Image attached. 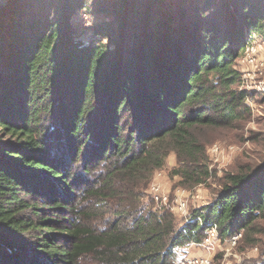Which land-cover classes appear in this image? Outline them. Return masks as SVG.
I'll list each match as a JSON object with an SVG mask.
<instances>
[{"label": "trees", "instance_id": "16d2710c", "mask_svg": "<svg viewBox=\"0 0 264 264\" xmlns=\"http://www.w3.org/2000/svg\"><path fill=\"white\" fill-rule=\"evenodd\" d=\"M51 3L0 24V264H175L212 226L253 246L264 161L189 223L145 191L170 155L182 180L210 177L203 131L246 111L235 66L264 41V0H97L86 39L88 0Z\"/></svg>", "mask_w": 264, "mask_h": 264}, {"label": "rangeland", "instance_id": "374dc122", "mask_svg": "<svg viewBox=\"0 0 264 264\" xmlns=\"http://www.w3.org/2000/svg\"><path fill=\"white\" fill-rule=\"evenodd\" d=\"M8 6V0H0V12L6 13L0 18L2 26L10 27L17 22L21 14L27 11L30 4L44 3L42 11L46 13L53 7L52 0H13ZM169 4H171V0ZM201 1V0H200ZM89 13L80 11L71 19L72 24L84 33L83 39L89 33L95 22V3L88 0ZM200 5V4H199ZM35 6L33 5V10ZM247 49L236 62L240 73L239 84L235 87L237 94L245 97L236 120L218 129L203 131V137L208 143V172L210 177L200 185L191 184L172 174L175 169V156L170 155L164 168L154 173L145 195L153 201L154 209H164L172 213L178 222L185 223L186 217L195 210L211 204L218 196L220 185L225 175L236 173L240 168L253 167L264 161V41L255 38L246 45ZM241 102V101H239ZM214 146L218 147L213 152ZM158 189V197L151 195V187ZM145 199V204L148 202ZM149 205V202H148ZM110 213L105 217L92 220L98 229L109 226ZM260 233L253 235L254 245L242 242L241 238L232 245L228 240L218 244L206 245L205 248L191 246V255L203 261V264H260L264 253V220L258 221ZM206 236L204 235L203 240ZM203 242V241H202ZM213 250H209L210 248ZM83 264H89L83 262ZM202 264V263H200Z\"/></svg>", "mask_w": 264, "mask_h": 264}, {"label": "built area", "instance_id": "2783aa9c", "mask_svg": "<svg viewBox=\"0 0 264 264\" xmlns=\"http://www.w3.org/2000/svg\"><path fill=\"white\" fill-rule=\"evenodd\" d=\"M249 45V44H248ZM247 47V46H246ZM245 47V50L247 49ZM245 52V51H244ZM213 152H217L218 151V147L214 146ZM151 190V195L152 197H154L155 199H157L158 197V189L155 188L154 186L150 188ZM198 222H201L199 218L196 219ZM191 221V216L188 215L186 217L185 223H189ZM204 235L206 236L203 240V242H201L200 244H196L197 247L200 248H205L203 245L204 243L206 245H211V244H218L220 242L219 237H218V232L216 230L215 226H212L210 228H207L206 231L204 232ZM241 238V234H237L235 236H233L230 240H228L232 245H235V243ZM194 244H192L191 246H193ZM190 246V247H191ZM183 249V250H176L177 253V259H176V263L175 264H200V263H204L203 261H199L198 258L193 257L191 255V250H189V248ZM207 248H210V246H208ZM209 250H213V248H210Z\"/></svg>", "mask_w": 264, "mask_h": 264}, {"label": "water", "instance_id": "95a60500", "mask_svg": "<svg viewBox=\"0 0 264 264\" xmlns=\"http://www.w3.org/2000/svg\"><path fill=\"white\" fill-rule=\"evenodd\" d=\"M8 1H9L8 6L11 5V4L13 3V0H8Z\"/></svg>", "mask_w": 264, "mask_h": 264}]
</instances>
